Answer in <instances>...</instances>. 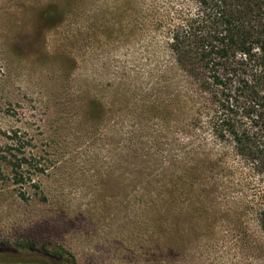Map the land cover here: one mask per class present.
I'll use <instances>...</instances> for the list:
<instances>
[{
	"label": "rangeland",
	"instance_id": "374dc122",
	"mask_svg": "<svg viewBox=\"0 0 264 264\" xmlns=\"http://www.w3.org/2000/svg\"><path fill=\"white\" fill-rule=\"evenodd\" d=\"M186 9L0 0V264H264L255 175L169 48Z\"/></svg>",
	"mask_w": 264,
	"mask_h": 264
},
{
	"label": "trees",
	"instance_id": "16d2710c",
	"mask_svg": "<svg viewBox=\"0 0 264 264\" xmlns=\"http://www.w3.org/2000/svg\"><path fill=\"white\" fill-rule=\"evenodd\" d=\"M192 1L195 10L182 11L169 32V48L204 95L198 122L207 118L215 140L255 175L248 207L264 236V0ZM236 228L249 231L245 222Z\"/></svg>",
	"mask_w": 264,
	"mask_h": 264
}]
</instances>
